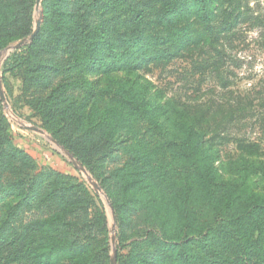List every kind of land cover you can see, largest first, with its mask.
<instances>
[{"label":"trees","instance_id":"obj_1","mask_svg":"<svg viewBox=\"0 0 264 264\" xmlns=\"http://www.w3.org/2000/svg\"><path fill=\"white\" fill-rule=\"evenodd\" d=\"M36 1L0 0V52L33 31ZM243 2L247 0H239L231 20L217 27L216 9L227 12L222 0H43L39 32L9 68L21 79L24 101L42 125L89 169L114 151V140L127 139L123 131L135 115L156 123L160 116L169 119L156 130L155 142H135L137 150L112 173L108 195L118 220L135 214L132 220L144 223V240L130 242L123 254V244L117 245V264H264V186L262 191L252 186L253 177L264 181V161L252 171L246 163L238 180L222 182L211 150L213 139L224 136H208L212 125L221 132L237 120L238 103L218 104L216 109L204 103L179 107L172 98L151 104L134 95L93 114L88 107L96 91L84 77L133 73L150 62L165 66L191 46L193 70L216 72L229 55L225 41L238 17L264 25V13L250 6L242 9ZM3 121L0 113L4 171L10 165V141ZM259 122L264 127V113ZM254 146L246 142L241 147L253 151ZM18 183L4 190L8 197L21 195L29 202L38 196V185ZM182 184L186 188H178ZM191 185L201 189L195 196L187 191ZM59 186H50L40 197L50 200V216L11 230L3 228L8 219L0 224V264H59L67 257L66 264H109L107 243L92 248L93 223L104 225L103 212H90L87 195L80 209L67 212L70 216L57 212L62 198L63 210L77 206L71 187ZM13 202L6 205L7 217L15 209Z\"/></svg>","mask_w":264,"mask_h":264},{"label":"rangeland","instance_id":"obj_2","mask_svg":"<svg viewBox=\"0 0 264 264\" xmlns=\"http://www.w3.org/2000/svg\"><path fill=\"white\" fill-rule=\"evenodd\" d=\"M42 1L40 0L38 7L35 5L33 31L35 21L38 18L41 24L43 21ZM221 6L226 8L227 12L219 10L220 7L216 9L213 23L217 27L221 22L229 21L237 14V11L233 14V10H239V0H222ZM249 6L254 8L252 11H258L263 16L264 0H247V3L241 4L242 9ZM255 14L256 12L253 15ZM95 15L97 13L92 16ZM238 20L237 25L232 27L233 34L229 36L228 33L226 37L229 55L223 59V65L216 72L200 73L193 70L195 47L191 46L188 51L183 52L182 57L170 61L165 66L150 62L133 73L123 70L105 75L89 73L84 77L91 82L92 90L96 91L88 107L89 110L94 114L108 106L116 105L119 100L123 102V97L129 98L134 95L151 104L172 98L179 107H182V104L204 103L216 109L218 104L236 102L238 103L237 120L229 123L221 132V129H213L215 126L212 125L208 136L216 133L224 136L223 138L216 136L213 139L215 146L211 150L222 182L238 180L246 170V163L252 164L249 168L252 171L255 165L264 161V127L259 122L260 116L264 113V25L253 23V18L245 20L243 16L238 17ZM30 34L8 43L0 52V90L4 94V99L0 96V113L7 126L10 141L7 147L10 165L6 170H0V185H2L0 224L8 219L3 228L11 230L21 227L33 218L50 216L53 207L50 200L41 201L40 197L47 194L50 186L57 184L63 187L70 186V193L75 194L73 202L77 206L63 210L62 207L66 203L62 198L56 204L57 212L68 215L69 210L77 207L80 209L84 196L91 197V204L86 202L90 212L96 215L101 212L104 214V225L97 221L93 223L92 248L98 250L107 243L109 261L114 258L116 260L118 244H123L119 250L123 254L128 250L130 242L144 240L142 238L144 223L139 219L132 220L135 214L130 219L123 215L122 220H118L108 195L114 183L111 182L112 173L137 150L135 142L144 144L155 142L156 130L164 122L169 123V119L160 116L156 123L151 122L147 117L135 115L126 122L129 130L123 131V134H127L125 136L127 139L118 137L113 143L117 144L114 151L103 157L94 169L87 168L59 144L42 125L41 119L24 101L27 93H22L21 79L9 71V68L19 62L24 50L22 48L32 40L18 48H9L20 40H27ZM246 142L256 145L253 151L241 147L242 143ZM20 180L24 186L40 187L38 196L32 201L22 200L21 195L13 199L5 194L4 190H12ZM253 180L255 182L252 186L262 191L261 186H264V181H260L257 177H253ZM10 184L11 186H8ZM178 188L186 187L182 184ZM157 190L164 192V188ZM199 190L201 189L196 185L187 188L188 193L193 196ZM10 201H14L15 209L11 216L7 217L6 205ZM71 214L79 215L75 212ZM260 255L261 259L264 253ZM67 258L60 260L59 264H66L69 261ZM12 264L30 263L16 261Z\"/></svg>","mask_w":264,"mask_h":264},{"label":"water","instance_id":"obj_3","mask_svg":"<svg viewBox=\"0 0 264 264\" xmlns=\"http://www.w3.org/2000/svg\"><path fill=\"white\" fill-rule=\"evenodd\" d=\"M39 3H40V0H37L36 1V6L38 7L39 6ZM40 24H41V20L40 18H38L36 21H35V29L34 31L30 34V36L28 37L27 40H20L18 42H16L13 46H11L9 49H14V48H18L22 45H24L25 43H27L28 41H31L33 40V38L37 35L39 29H40ZM0 96H1V99H4V94H3V91L0 90ZM114 241V236L112 237V242ZM110 264H116V260L115 258L112 259L110 261Z\"/></svg>","mask_w":264,"mask_h":264}]
</instances>
